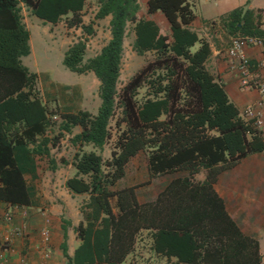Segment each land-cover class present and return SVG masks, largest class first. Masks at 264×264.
I'll list each match as a JSON object with an SVG mask.
<instances>
[{
  "label": "trees",
  "instance_id": "trees-1",
  "mask_svg": "<svg viewBox=\"0 0 264 264\" xmlns=\"http://www.w3.org/2000/svg\"><path fill=\"white\" fill-rule=\"evenodd\" d=\"M87 1L0 0L2 202L29 203L24 177L30 165L25 154L51 157L50 146L57 147L59 141L48 136L52 114L36 91L38 75L22 63L31 54L22 5L45 23L70 17L69 28H81L92 36L93 26L82 19ZM98 4L96 18H111L110 41L90 57L88 39H80L69 46L64 58L70 71L95 75L101 99L96 114L78 110L61 115V133L73 135L76 127L81 129L71 138L76 175L65 186L73 195L89 196L80 208L83 221L75 231L81 244L73 256L68 254L67 226L63 228L66 264H131L142 230L149 231L157 254L177 258L173 264H262L259 241L233 224L214 185L223 170L264 152L263 132L240 112L208 69L212 49L190 28L196 19L193 6L188 0L147 1L149 15L160 11L167 19L169 37L160 34L155 21L139 18V0H98ZM263 18V12L238 8L222 16L220 24L231 44L236 36L264 39ZM130 25L135 34L133 50L139 56L152 52L154 58L119 92ZM113 121L116 141L111 158L105 160L102 152L113 137ZM30 145L33 148L27 149ZM144 151L151 179L178 171L188 177L173 182L157 202L141 205L136 186L114 187L125 177L131 160ZM50 162L56 169L55 161ZM201 170L207 171V178L195 183Z\"/></svg>",
  "mask_w": 264,
  "mask_h": 264
},
{
  "label": "crops",
  "instance_id": "crops-1",
  "mask_svg": "<svg viewBox=\"0 0 264 264\" xmlns=\"http://www.w3.org/2000/svg\"><path fill=\"white\" fill-rule=\"evenodd\" d=\"M141 1L145 4L144 10L148 12V0H139V4ZM188 1L196 15L190 28L200 39L210 42L212 55L207 67L224 86L231 101L242 114L248 106L255 105L261 100L264 102L258 88H243L236 71L230 68L227 50L231 37L220 24L222 16L238 8L250 9L256 13L264 12V0ZM209 4L211 8L207 7ZM146 18L156 22L160 34L171 36L170 25L160 11ZM262 24L264 27V18ZM110 39L111 37L107 43ZM102 48L97 50L93 57ZM195 48H198V45ZM247 54L252 76L260 77V80L264 81V43L248 47ZM76 129L79 130L75 134L80 133L81 129L79 127ZM262 132L264 135V128ZM30 148L33 146L27 147ZM56 150L57 147L50 146L51 157L25 154L30 165L24 177L30 189V200L27 204L14 205L3 201L4 206L0 208V239L11 238L12 245L0 250L1 264H66L61 248L65 241L64 226H67L68 254L73 256L81 244L75 228L83 221L80 208L89 196L73 195L66 188V181L76 175V169L71 164L73 157L69 164H63L61 161L65 159L61 153L53 155ZM137 157L138 155L131 160L128 167ZM51 159L55 161L56 169H52ZM66 160L68 161V158ZM128 167L125 177L117 182L114 190L136 186L137 200L141 205L157 202L164 192H169L167 189L173 182L188 177L187 172L178 171L151 179L148 171L145 176L139 177L136 174L132 175ZM206 178L207 171L201 170L193 180L195 183H203ZM214 191L223 201L225 213L233 224H236L246 236L259 241L264 264V152L248 156L234 168L223 170L217 177ZM116 203V199H113L115 213L119 212ZM7 211H12L14 216L10 224L4 220ZM46 229L50 232L49 242H46L42 235ZM137 240L139 241L137 253H140L141 260L151 261L149 264H164L163 261L166 264H173L177 261L176 257L169 259L152 249L154 239L150 237L148 230H142Z\"/></svg>",
  "mask_w": 264,
  "mask_h": 264
},
{
  "label": "rangeland",
  "instance_id": "rangeland-1",
  "mask_svg": "<svg viewBox=\"0 0 264 264\" xmlns=\"http://www.w3.org/2000/svg\"><path fill=\"white\" fill-rule=\"evenodd\" d=\"M140 6L139 18L149 17L144 10L145 4L143 1L140 2ZM208 6L211 8V4ZM98 10V0L87 1L82 13L83 23L93 26L95 30L94 35L88 36L84 34L81 28H69L68 20L70 17H64L57 24L45 23L38 17L33 16L25 7L22 8L23 22L31 33V54L24 57L22 63L31 72L37 73L36 91L52 114L53 126L49 130L48 136L49 138L59 137L57 150L53 152V155L61 153L65 160L68 158V162L71 161L76 148L71 143L73 135L61 133V115L63 113H75L78 110H86L96 114L101 99L99 97L100 82L95 75L91 72L80 75L70 71L64 65V58L69 46L80 39H88L87 54L90 57L107 43L111 37V18L97 19ZM133 42L134 32L132 25H130L124 44L121 76L118 85L119 92L146 65L147 61L154 58L153 53H147L144 56L137 55L133 50ZM143 94L144 90L140 91V96ZM111 128L113 137L102 152L105 160L111 158L114 149L117 135L115 121L112 122ZM78 130L75 128L73 134ZM60 134H63V136L60 137ZM128 169L130 172L132 171V175L145 176L146 171H148L147 152H141ZM124 182H126V179ZM137 254L129 259L131 264H149L151 262L141 260L140 253ZM138 256L139 258H137ZM163 263L166 264L164 261Z\"/></svg>",
  "mask_w": 264,
  "mask_h": 264
},
{
  "label": "built area",
  "instance_id": "built-area-1",
  "mask_svg": "<svg viewBox=\"0 0 264 264\" xmlns=\"http://www.w3.org/2000/svg\"><path fill=\"white\" fill-rule=\"evenodd\" d=\"M263 43V38L254 36H236L232 39L231 44L227 50V57L230 68L236 71L237 75L239 76L241 86L245 89H251L253 87L258 88L262 98H264V81L260 80V77L254 78L252 76V67L247 54V48L250 46L261 45ZM263 104L264 102L263 100H261L255 105L248 106L243 114L248 120L253 121V126L260 131H263L264 128ZM3 206L4 203L0 201V208H2ZM4 220L7 224L12 223L14 220L13 212L7 211L4 216ZM42 235L46 242L50 241L49 230H44L42 232ZM11 245V238H5L4 240L0 239V250H4V248H8Z\"/></svg>",
  "mask_w": 264,
  "mask_h": 264
}]
</instances>
